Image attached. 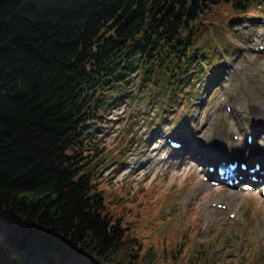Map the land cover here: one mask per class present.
I'll return each mask as SVG.
<instances>
[{
    "label": "trees",
    "instance_id": "obj_1",
    "mask_svg": "<svg viewBox=\"0 0 264 264\" xmlns=\"http://www.w3.org/2000/svg\"><path fill=\"white\" fill-rule=\"evenodd\" d=\"M260 1L0 0V264H207L195 242L143 246L106 207L89 127L135 59L167 99Z\"/></svg>",
    "mask_w": 264,
    "mask_h": 264
},
{
    "label": "rangeland",
    "instance_id": "obj_2",
    "mask_svg": "<svg viewBox=\"0 0 264 264\" xmlns=\"http://www.w3.org/2000/svg\"><path fill=\"white\" fill-rule=\"evenodd\" d=\"M251 14L264 18V6H255L234 23L238 24L236 39L230 38L226 43L228 54L219 55L217 72L208 68L186 91L191 97L185 108L164 102V109L157 111L161 101L158 92L143 94L134 82L121 96L109 98L103 123L90 128L93 144L99 149L92 170L94 181L106 207L114 215L122 213L124 223L132 222L143 246L163 248L167 258L172 259L177 251L180 254L183 247L179 244L190 242L200 225L193 237L200 242L214 238L220 231L213 241L219 239L210 264H228L239 252L252 250L264 264V203L259 188L250 192L235 189L237 196L229 209L218 210L210 203L224 201L222 196L227 190L222 186L199 188L200 171L205 167L198 166L197 161L146 163L149 156L157 160L167 150L156 151L159 142L154 143V127L178 139L191 138L188 153L193 146H218L219 140L228 147L234 143L232 133L244 139L245 126L264 134V51H251L264 43V26ZM217 38L224 52L225 45ZM216 60L214 53L211 62ZM229 63L234 64L227 67ZM132 67L136 69L137 61ZM134 73L130 74L132 82L136 81ZM227 105L230 111L225 108ZM254 145L264 149V135ZM128 164L135 169L127 168ZM191 191L197 194L189 195ZM210 208L213 209L208 213Z\"/></svg>",
    "mask_w": 264,
    "mask_h": 264
},
{
    "label": "bare ground",
    "instance_id": "obj_3",
    "mask_svg": "<svg viewBox=\"0 0 264 264\" xmlns=\"http://www.w3.org/2000/svg\"><path fill=\"white\" fill-rule=\"evenodd\" d=\"M263 119H264V118H263ZM261 120H262V119H260V121H261ZM239 140H240V139H239ZM219 147L221 148L222 155H225V157H230V156H232V157L235 158V157L241 156V157H243V158H247V157L249 156V153H247L246 151L241 150L240 148L237 147V142H234V144H233L231 147H229V148H225V147H223V146L220 145V144H219ZM259 150H260V149H259ZM204 153L207 154V148H204ZM258 157L264 159V154L262 153V150H260V154H259ZM170 161H171V160H167L166 163H168V162H170ZM156 163H157V161H156L155 159H152V164L154 165V164H156ZM261 170H263V168H260V170L255 171L253 174H257L258 176H261V174H259V171H261ZM238 173H240V174H245V175H246V174H247V175L250 174V173L245 172V171H242V170H240V169H238ZM206 174H207V171H205L204 175H206ZM200 187H201V189H202V188H207V187H209V183H208V182H203V183L200 185ZM236 196H237V193H236V192H234L232 189H231V190H228V191L225 192V195L222 196V198L224 199L223 202L228 201V205L230 206V205H232V202H233V200L236 198ZM212 202L222 203L221 201H216V200H214V201H212ZM211 211H212V209L210 208V209L208 210V213L211 212ZM263 223H264V219H263ZM263 229H264V228H263Z\"/></svg>",
    "mask_w": 264,
    "mask_h": 264
}]
</instances>
